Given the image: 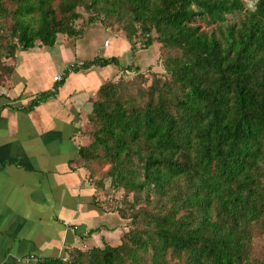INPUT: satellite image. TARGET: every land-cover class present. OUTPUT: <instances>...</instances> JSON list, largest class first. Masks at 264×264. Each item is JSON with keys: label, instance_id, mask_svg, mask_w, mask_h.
I'll return each mask as SVG.
<instances>
[{"label": "trees", "instance_id": "1", "mask_svg": "<svg viewBox=\"0 0 264 264\" xmlns=\"http://www.w3.org/2000/svg\"><path fill=\"white\" fill-rule=\"evenodd\" d=\"M90 24L121 33L132 60L157 44L166 76L126 66L136 76L102 85L80 128L75 163L130 220L120 244L40 264H264V0H0V91L18 51L75 41ZM109 65L121 68L75 63L18 110ZM105 180L123 207L106 204Z\"/></svg>", "mask_w": 264, "mask_h": 264}, {"label": "crops", "instance_id": "2", "mask_svg": "<svg viewBox=\"0 0 264 264\" xmlns=\"http://www.w3.org/2000/svg\"><path fill=\"white\" fill-rule=\"evenodd\" d=\"M106 33L112 34L93 24L75 41L59 37L52 48L16 53L11 81L0 91V264L65 261L67 248L120 244L126 221L105 209L75 163L92 100L119 67L71 72L54 98L30 112L18 110L75 63L96 57L130 65L129 43L115 34L108 41ZM141 61L136 54L135 64Z\"/></svg>", "mask_w": 264, "mask_h": 264}, {"label": "rangeland", "instance_id": "3", "mask_svg": "<svg viewBox=\"0 0 264 264\" xmlns=\"http://www.w3.org/2000/svg\"><path fill=\"white\" fill-rule=\"evenodd\" d=\"M245 2L247 3V5L249 7H253L256 0H245ZM80 12H82V15H83V18H86L87 15L83 12L82 9L79 10ZM99 21V20H98ZM90 25H93V24H90ZM101 26V24H99ZM89 26V25H86V27ZM102 27V26H101ZM103 28V27H102ZM105 29V28H103ZM107 30V29H106ZM115 30H117L115 28ZM110 31V30H108ZM118 31V30H117ZM111 32V31H110ZM112 34L110 33H106V39L109 41L112 37H114V34L115 35H120L123 37V35L121 33H117L115 31L111 32ZM139 46V45H138ZM137 46V47H138ZM141 52V53H140ZM131 53V52H130ZM136 54L138 55H141L142 56V59H143V62L141 61V65L138 66L135 64V61H136ZM148 56L147 60H146V57ZM160 58V53H159V47L157 44H154L151 48L149 49H138L136 52H135V57L133 58V60L131 59L130 60V64H134V66H136L137 68L140 69V72L139 73H155L159 76H166L162 67H161V58ZM122 61H124L123 63L125 64V61L126 60H121V64L122 66L120 65L119 63V66H121V68H118V72L114 78L113 81H117L119 79H123V80H131L133 79L135 76H136V73L134 72V70L132 71H127L124 69L126 66H123L124 64L122 63ZM102 173V172H101ZM99 173V174H101ZM100 176V175H99ZM105 191H106V204H108L111 208L115 209V208H121L123 207V193L122 192H114L110 187H109V180H105ZM128 199L130 200L131 199V196L128 197ZM108 211H112V210H108ZM130 223V220H127L126 221V224L129 225ZM129 228V226H128ZM117 244L119 242L115 241ZM114 242H111V245L113 244ZM114 243V244H116ZM113 244V245H114ZM116 244V245H117Z\"/></svg>", "mask_w": 264, "mask_h": 264}, {"label": "built area", "instance_id": "4", "mask_svg": "<svg viewBox=\"0 0 264 264\" xmlns=\"http://www.w3.org/2000/svg\"><path fill=\"white\" fill-rule=\"evenodd\" d=\"M80 64H81V63H80ZM59 80H60V75H57V76L54 77V81H55V82H57V81H59Z\"/></svg>", "mask_w": 264, "mask_h": 264}]
</instances>
